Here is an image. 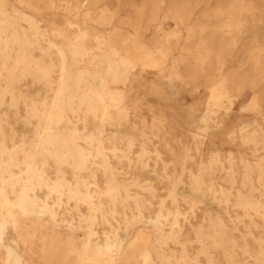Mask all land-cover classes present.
Segmentation results:
<instances>
[{
	"label": "bare ground",
	"instance_id": "1",
	"mask_svg": "<svg viewBox=\"0 0 264 264\" xmlns=\"http://www.w3.org/2000/svg\"><path fill=\"white\" fill-rule=\"evenodd\" d=\"M101 1L0 0V264H264V0Z\"/></svg>",
	"mask_w": 264,
	"mask_h": 264
},
{
	"label": "rangeland",
	"instance_id": "2",
	"mask_svg": "<svg viewBox=\"0 0 264 264\" xmlns=\"http://www.w3.org/2000/svg\"><path fill=\"white\" fill-rule=\"evenodd\" d=\"M118 1H120L118 3ZM148 0H102L101 3L99 4L101 7H104L106 9H108L111 12H116L118 13L117 18H119L120 16V20L117 23L124 24V23H134L137 19H136V12L135 10L137 8H139L140 6H142L143 3H145ZM167 4L166 6H168L169 4H171L172 1L174 0H166ZM177 5H181V4H187L190 9H194L195 6L199 3V2H208L211 5H215L216 0H175ZM228 0H222V2H226ZM258 5H260L261 10H264V5L257 3ZM202 5V4H201ZM203 8L201 9L199 7V9L195 10L194 13L191 15V20L193 21V23H202L204 22V20H207V17H205L204 13H203ZM162 15V12H161ZM116 18V19H117ZM144 24V21L142 22V25ZM176 28V23L174 20H166L165 22V29L167 31H172ZM151 29L148 28L147 32H150ZM247 37L245 36L244 39L242 40L241 43H247ZM242 45H239L236 48H233L231 52H229L227 55H225V65H226V70H232L235 73H248L251 69V64L247 63V57L242 55ZM148 70L150 72L154 71L151 67H148ZM197 88V92H192L190 89L187 92V90H185L183 92V94L185 95V104L189 105L191 104L192 101V97H194L197 93V95H202L205 91V85H204V81H199L196 83ZM233 94H236V91L234 89ZM253 92L250 88L246 87L242 90L241 95H239L237 97V104L236 107L234 106L233 112L231 113V116L229 117L230 120V124H233V128L235 129V125L238 124L239 119L235 117V111L236 114L240 108L241 105L245 104L247 105L252 99H253ZM242 118L241 120H252L254 119L255 115L252 114L251 112H242ZM258 122L262 124L263 120H264V113L262 114H258ZM188 132V129H185L182 133L186 135V133ZM188 134V133H187ZM186 140V138H184ZM224 150H231L233 153H235L236 148H235V144L230 145V147L225 146ZM199 208H218L215 204H211V203H207L204 202L202 204L199 205Z\"/></svg>",
	"mask_w": 264,
	"mask_h": 264
}]
</instances>
